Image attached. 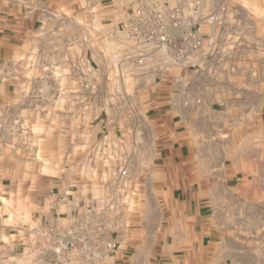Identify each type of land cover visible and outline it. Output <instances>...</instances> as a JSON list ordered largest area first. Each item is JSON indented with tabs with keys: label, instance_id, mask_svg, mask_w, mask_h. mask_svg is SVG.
Returning <instances> with one entry per match:
<instances>
[{
	"label": "rangeland",
	"instance_id": "374dc122",
	"mask_svg": "<svg viewBox=\"0 0 264 264\" xmlns=\"http://www.w3.org/2000/svg\"><path fill=\"white\" fill-rule=\"evenodd\" d=\"M2 1L39 3L41 17L2 89L0 264L114 256V229L143 214L131 175L153 154L131 148L152 144L158 115H190L198 95L216 101L234 195L217 251L264 264V0ZM159 214L153 202L149 220Z\"/></svg>",
	"mask_w": 264,
	"mask_h": 264
},
{
	"label": "crops",
	"instance_id": "0c3cea01",
	"mask_svg": "<svg viewBox=\"0 0 264 264\" xmlns=\"http://www.w3.org/2000/svg\"><path fill=\"white\" fill-rule=\"evenodd\" d=\"M60 1L48 0V5L56 7ZM7 3L0 0V114L3 104L8 102L2 89L12 85L9 63L29 46L28 41L38 36L41 17L39 3L35 7L32 4L29 10ZM192 83L198 89L209 86L202 85L200 79ZM214 102L211 96H193L192 103L196 104L190 115L181 106L153 118H164L165 122L153 131L152 144H136L131 148L153 152L143 158L138 167L140 174L131 175L143 214L137 224L114 229L121 246L119 251L112 257L97 258L94 264H225L228 261L224 250L217 251L228 247V242L217 241L216 233L226 229H222V221L228 215L229 201L234 195L224 186L231 176L225 174L224 168L228 166L221 150L217 159L215 136L221 127L216 124ZM222 168L224 171H217ZM240 194L236 193V197ZM153 202L161 214L152 222L149 217Z\"/></svg>",
	"mask_w": 264,
	"mask_h": 264
},
{
	"label": "built area",
	"instance_id": "2783aa9c",
	"mask_svg": "<svg viewBox=\"0 0 264 264\" xmlns=\"http://www.w3.org/2000/svg\"><path fill=\"white\" fill-rule=\"evenodd\" d=\"M125 171H122L121 172V175H123V176H125ZM116 243L115 242H108L107 244H106V248L108 249V250H113V249H115L116 248Z\"/></svg>",
	"mask_w": 264,
	"mask_h": 264
}]
</instances>
